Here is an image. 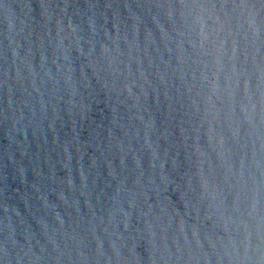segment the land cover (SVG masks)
I'll list each match as a JSON object with an SVG mask.
<instances>
[{
	"label": "water",
	"instance_id": "water-1",
	"mask_svg": "<svg viewBox=\"0 0 264 264\" xmlns=\"http://www.w3.org/2000/svg\"><path fill=\"white\" fill-rule=\"evenodd\" d=\"M0 264H264V0H0Z\"/></svg>",
	"mask_w": 264,
	"mask_h": 264
}]
</instances>
